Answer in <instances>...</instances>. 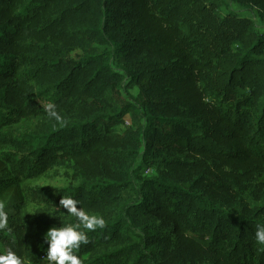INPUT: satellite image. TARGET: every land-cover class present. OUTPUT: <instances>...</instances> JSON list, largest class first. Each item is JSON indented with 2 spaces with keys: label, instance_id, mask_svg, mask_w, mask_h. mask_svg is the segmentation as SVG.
Here are the masks:
<instances>
[{
  "label": "trees",
  "instance_id": "trees-1",
  "mask_svg": "<svg viewBox=\"0 0 264 264\" xmlns=\"http://www.w3.org/2000/svg\"><path fill=\"white\" fill-rule=\"evenodd\" d=\"M62 195L82 264H264V0H0V252Z\"/></svg>",
  "mask_w": 264,
  "mask_h": 264
},
{
  "label": "clouds",
  "instance_id": "clouds-1",
  "mask_svg": "<svg viewBox=\"0 0 264 264\" xmlns=\"http://www.w3.org/2000/svg\"><path fill=\"white\" fill-rule=\"evenodd\" d=\"M48 115L56 121H61V115L54 110V106H46ZM80 201L68 195H62L59 200V207L66 210L67 213L74 216L77 220L75 225L68 224L59 227L52 226L44 234V241L48 244L46 249V259L48 264H82V259L77 254L82 244L89 242L87 233L82 230L95 231L97 228L105 226V220L102 216L89 214L83 207H78ZM7 226V213L0 204V230ZM82 226V228H81ZM256 241L264 245V225H258L255 233ZM0 264H24L11 248L0 252Z\"/></svg>",
  "mask_w": 264,
  "mask_h": 264
},
{
  "label": "rangeland",
  "instance_id": "rangeland-1",
  "mask_svg": "<svg viewBox=\"0 0 264 264\" xmlns=\"http://www.w3.org/2000/svg\"><path fill=\"white\" fill-rule=\"evenodd\" d=\"M135 92V91H134ZM138 91H136V95H137ZM126 124L130 125L131 124V119L129 116H126Z\"/></svg>",
  "mask_w": 264,
  "mask_h": 264
}]
</instances>
